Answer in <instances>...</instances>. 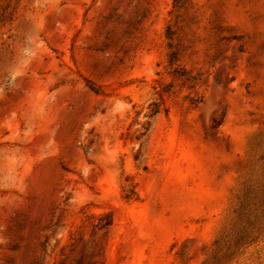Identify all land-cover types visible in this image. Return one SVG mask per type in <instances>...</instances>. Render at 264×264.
Listing matches in <instances>:
<instances>
[{"label":"rangeland","instance_id":"1","mask_svg":"<svg viewBox=\"0 0 264 264\" xmlns=\"http://www.w3.org/2000/svg\"><path fill=\"white\" fill-rule=\"evenodd\" d=\"M0 264H264V0H0Z\"/></svg>","mask_w":264,"mask_h":264}]
</instances>
